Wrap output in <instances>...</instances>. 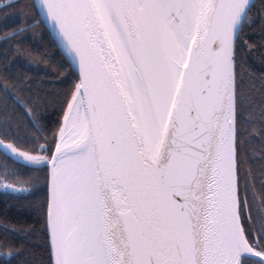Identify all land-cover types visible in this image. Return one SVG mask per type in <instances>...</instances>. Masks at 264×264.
Here are the masks:
<instances>
[{"label":"snow or ice","instance_id":"1","mask_svg":"<svg viewBox=\"0 0 264 264\" xmlns=\"http://www.w3.org/2000/svg\"><path fill=\"white\" fill-rule=\"evenodd\" d=\"M3 7L0 190L44 189L41 264H264V0ZM37 26L34 83L14 43ZM3 228V264H31Z\"/></svg>","mask_w":264,"mask_h":264},{"label":"trees","instance_id":"2","mask_svg":"<svg viewBox=\"0 0 264 264\" xmlns=\"http://www.w3.org/2000/svg\"><path fill=\"white\" fill-rule=\"evenodd\" d=\"M22 2H24V0H0V38H2L5 33L12 31L13 28L18 27L17 23H14L11 19H8L4 16V12L11 10L4 8L3 5L5 3H13L18 5ZM35 31L37 33L36 36H33L32 29H29L28 33H26L23 37L18 36L15 38L17 41H20V43H14V47H19L28 51V53L39 62L38 68L36 64H33L31 68L25 69L27 74L32 77L34 83L45 79H54V77L51 75V65H46V58L42 57L41 55L44 50L39 46V33L41 31V27L37 26ZM8 57L12 60L18 59L12 55L11 51L8 52ZM4 59V44L3 40L0 39V64L3 63ZM19 62L25 63L24 58L20 57ZM254 68L257 73L264 71V69H261L258 63L254 65ZM46 73L48 74L46 75ZM42 87L50 89L53 87V85L44 84ZM48 111L50 113V119H54L55 113H52L50 108ZM8 115L11 116L13 120H15L18 112L12 113L9 111ZM5 118V113L2 109H0V126H2L3 120ZM3 159V153H0V161H3ZM8 165L10 168H16L20 172L21 179H28L27 170L22 168L19 164H14L11 160H9ZM0 171H2V169H0ZM43 194L44 189L41 187V191L37 193L36 196L28 198L22 197L21 199L16 200L12 198L11 194H7L0 190V253H3L7 250L4 247L5 232L3 228V225L7 224L9 228L23 229V232H21L19 236L14 237L9 235L7 237V239L12 241L15 246L23 247L24 253L20 257L21 260L27 259L31 261V264H41V260L46 259L47 253L43 246V242L40 239L39 218L37 214L34 211H31L28 207V199H36L42 197ZM18 204H22L24 207L18 208ZM0 264H3L2 259H0Z\"/></svg>","mask_w":264,"mask_h":264}]
</instances>
